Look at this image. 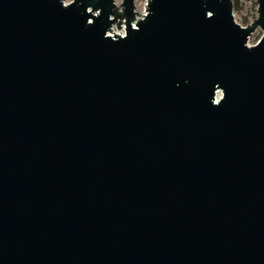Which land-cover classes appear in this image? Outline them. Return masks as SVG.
Instances as JSON below:
<instances>
[{
    "label": "water",
    "instance_id": "water-1",
    "mask_svg": "<svg viewBox=\"0 0 264 264\" xmlns=\"http://www.w3.org/2000/svg\"><path fill=\"white\" fill-rule=\"evenodd\" d=\"M116 1L0 0V264H264V0Z\"/></svg>",
    "mask_w": 264,
    "mask_h": 264
},
{
    "label": "rangeland",
    "instance_id": "rangeland-1",
    "mask_svg": "<svg viewBox=\"0 0 264 264\" xmlns=\"http://www.w3.org/2000/svg\"><path fill=\"white\" fill-rule=\"evenodd\" d=\"M72 0H65L70 3ZM143 0H141V3ZM234 20L241 27H247L257 18V5L255 0H242L239 3V10L233 11ZM262 33L257 29L249 40V45H254L261 37Z\"/></svg>",
    "mask_w": 264,
    "mask_h": 264
},
{
    "label": "built area",
    "instance_id": "built-area-1",
    "mask_svg": "<svg viewBox=\"0 0 264 264\" xmlns=\"http://www.w3.org/2000/svg\"><path fill=\"white\" fill-rule=\"evenodd\" d=\"M121 2V0H117L116 4L119 5ZM146 3V0H143V2L141 3V0H137L135 2V11L139 14H143L144 13V4Z\"/></svg>",
    "mask_w": 264,
    "mask_h": 264
},
{
    "label": "trees",
    "instance_id": "trees-1",
    "mask_svg": "<svg viewBox=\"0 0 264 264\" xmlns=\"http://www.w3.org/2000/svg\"><path fill=\"white\" fill-rule=\"evenodd\" d=\"M242 0H232L233 2V11H238L239 10V3Z\"/></svg>",
    "mask_w": 264,
    "mask_h": 264
}]
</instances>
